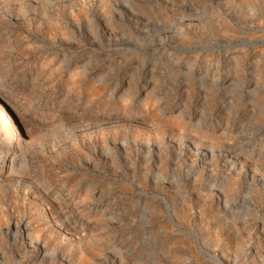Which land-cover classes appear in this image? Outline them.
Returning a JSON list of instances; mask_svg holds the SVG:
<instances>
[{"label":"rangeland","instance_id":"rangeland-1","mask_svg":"<svg viewBox=\"0 0 264 264\" xmlns=\"http://www.w3.org/2000/svg\"><path fill=\"white\" fill-rule=\"evenodd\" d=\"M0 264H264V0H0Z\"/></svg>","mask_w":264,"mask_h":264}]
</instances>
